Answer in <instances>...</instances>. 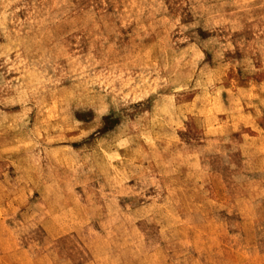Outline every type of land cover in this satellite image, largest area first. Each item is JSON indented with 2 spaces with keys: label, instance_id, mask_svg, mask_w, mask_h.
I'll return each instance as SVG.
<instances>
[{
  "label": "rangeland",
  "instance_id": "374dc122",
  "mask_svg": "<svg viewBox=\"0 0 264 264\" xmlns=\"http://www.w3.org/2000/svg\"><path fill=\"white\" fill-rule=\"evenodd\" d=\"M0 264H264V0H0Z\"/></svg>",
  "mask_w": 264,
  "mask_h": 264
}]
</instances>
